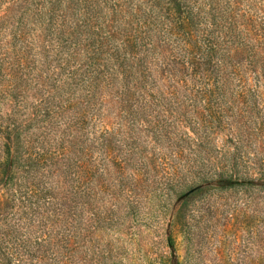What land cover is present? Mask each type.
Masks as SVG:
<instances>
[{"label":"rangeland","instance_id":"rangeland-1","mask_svg":"<svg viewBox=\"0 0 264 264\" xmlns=\"http://www.w3.org/2000/svg\"><path fill=\"white\" fill-rule=\"evenodd\" d=\"M202 1L212 28L234 14L264 42V0ZM42 2L0 0V264H264V55L223 90L158 79L126 98V7L107 0L78 20L84 48L104 43L83 54L106 65L90 94ZM159 41L167 76L184 56Z\"/></svg>","mask_w":264,"mask_h":264},{"label":"trees","instance_id":"trees-1","mask_svg":"<svg viewBox=\"0 0 264 264\" xmlns=\"http://www.w3.org/2000/svg\"><path fill=\"white\" fill-rule=\"evenodd\" d=\"M40 1H43L41 5L37 3L33 10L34 19L40 20L48 32L63 36L65 47L79 56L83 61L82 67H94L96 76H89L91 80L86 88L90 94L93 93L92 89L98 86L106 65L92 56L84 58L83 54H89L88 48L93 43H98V53L104 51V43L88 35L87 48H84L80 41L78 20L83 18L91 22L101 17L106 12L104 3L107 0ZM124 7L126 98L138 97L132 92L133 89L147 87L158 79H168L174 82V86L192 83L199 87L223 90L236 79L240 70L238 59L242 55L248 53L253 58L264 55V42L249 46L247 42L252 40L250 32L241 31L234 14L229 16L228 21L225 20L222 29L212 28L202 0H115L116 12L121 14ZM161 33L168 43H176L184 56L183 60L180 58L177 65L169 70L167 76H164L154 58L160 46Z\"/></svg>","mask_w":264,"mask_h":264}]
</instances>
